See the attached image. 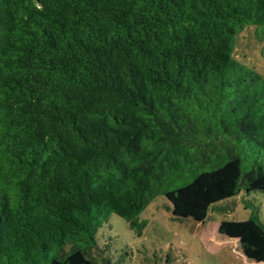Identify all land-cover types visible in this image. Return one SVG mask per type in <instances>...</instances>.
Instances as JSON below:
<instances>
[{"label":"trees","instance_id":"trees-1","mask_svg":"<svg viewBox=\"0 0 264 264\" xmlns=\"http://www.w3.org/2000/svg\"><path fill=\"white\" fill-rule=\"evenodd\" d=\"M246 27L264 33V0H0V264H101L113 214L140 237L159 196L204 224L264 193ZM256 213L217 233L264 264Z\"/></svg>","mask_w":264,"mask_h":264},{"label":"rangeland","instance_id":"rangeland-1","mask_svg":"<svg viewBox=\"0 0 264 264\" xmlns=\"http://www.w3.org/2000/svg\"><path fill=\"white\" fill-rule=\"evenodd\" d=\"M233 57L264 79V33L246 27L235 37ZM168 205L159 196L139 214V221L146 223L140 237L123 219L111 215L97 232L94 257L101 264H254L235 240L219 235L217 227L221 220L244 221L256 211L264 223V193L241 192L213 208L204 224L176 220L166 210Z\"/></svg>","mask_w":264,"mask_h":264}]
</instances>
